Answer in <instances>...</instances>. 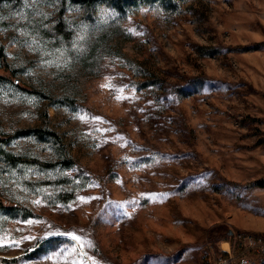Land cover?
Here are the masks:
<instances>
[{"label": "rangeland", "instance_id": "374dc122", "mask_svg": "<svg viewBox=\"0 0 264 264\" xmlns=\"http://www.w3.org/2000/svg\"><path fill=\"white\" fill-rule=\"evenodd\" d=\"M1 57L0 264H256L264 0H0Z\"/></svg>", "mask_w": 264, "mask_h": 264}, {"label": "trees", "instance_id": "16d2710c", "mask_svg": "<svg viewBox=\"0 0 264 264\" xmlns=\"http://www.w3.org/2000/svg\"><path fill=\"white\" fill-rule=\"evenodd\" d=\"M116 1L119 2L120 0H116ZM76 2L81 3V2H85V0H76ZM2 57H3V56H2ZM2 57L0 58V60H1V64H2V66H5V62H4V60L2 59ZM0 77L5 78V76H3V75H0ZM28 132H29V131H23V132H21L19 135H20V136H24V135H27ZM44 133L48 134V135L51 136V137H55V134H54L53 132L45 131ZM1 138H2V137H0V141H6V140L1 139ZM0 150H1L0 152L4 155L5 159H6L9 163H11V164H13V165H15V164H17V163H20V162L23 163V162L27 161V162H34L35 164H38V165H41V166H48V164H46V163H43V162H40V161H30L29 159H25V158L22 157V156H17V155H14V154L10 153V152H6V151H4V150L1 149V145H0ZM253 185H255V186H259V187L264 186V178L255 181V182L252 184V186H253ZM11 207H12V206H11ZM243 235H245V236L250 235V236H252V237L255 238V239L260 238V237H264V234H259V233H243ZM248 264H250V263H248ZM256 264H264V254H262V255L260 256L259 260L256 261Z\"/></svg>", "mask_w": 264, "mask_h": 264}, {"label": "built area", "instance_id": "2783aa9c", "mask_svg": "<svg viewBox=\"0 0 264 264\" xmlns=\"http://www.w3.org/2000/svg\"><path fill=\"white\" fill-rule=\"evenodd\" d=\"M239 241H243L244 242V238L247 246L251 247V248H257L256 249V253L255 254H264V238L260 237V238H253L252 236H243V235H239L238 236ZM243 238V239H241ZM241 241V243H242ZM248 260L246 258H244V256H240L237 255L235 257H231L230 255H228L227 259L224 261L225 264H248Z\"/></svg>", "mask_w": 264, "mask_h": 264}, {"label": "bare ground", "instance_id": "6f19581e", "mask_svg": "<svg viewBox=\"0 0 264 264\" xmlns=\"http://www.w3.org/2000/svg\"><path fill=\"white\" fill-rule=\"evenodd\" d=\"M224 246H226V244H225ZM224 250H225V249H224Z\"/></svg>", "mask_w": 264, "mask_h": 264}]
</instances>
